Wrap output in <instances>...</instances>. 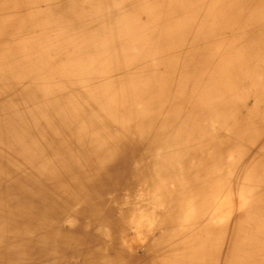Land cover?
Segmentation results:
<instances>
[{
	"label": "bare ground",
	"instance_id": "1",
	"mask_svg": "<svg viewBox=\"0 0 264 264\" xmlns=\"http://www.w3.org/2000/svg\"><path fill=\"white\" fill-rule=\"evenodd\" d=\"M29 1L0 0V264H264V0Z\"/></svg>",
	"mask_w": 264,
	"mask_h": 264
},
{
	"label": "rangeland",
	"instance_id": "2",
	"mask_svg": "<svg viewBox=\"0 0 264 264\" xmlns=\"http://www.w3.org/2000/svg\"><path fill=\"white\" fill-rule=\"evenodd\" d=\"M31 1H33V2H31ZM28 6L31 8V7H38V6H41V7H43V3L40 1V0H30L29 2H28ZM28 6H26L27 8L26 9H28L29 7ZM25 8V6L23 7V9ZM43 9V8H42ZM41 9V10H42ZM142 251H140V250ZM138 250H137V252L139 253V254H141V253H144V248H139Z\"/></svg>",
	"mask_w": 264,
	"mask_h": 264
}]
</instances>
